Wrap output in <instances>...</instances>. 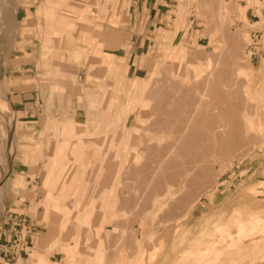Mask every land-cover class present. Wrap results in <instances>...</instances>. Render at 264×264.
Here are the masks:
<instances>
[{
	"label": "rangeland",
	"instance_id": "1",
	"mask_svg": "<svg viewBox=\"0 0 264 264\" xmlns=\"http://www.w3.org/2000/svg\"><path fill=\"white\" fill-rule=\"evenodd\" d=\"M74 4L75 0H0V192L4 193L6 188L4 177L9 171L14 149L16 146L22 147L17 133H24L17 122V113L8 98L7 82L2 79L4 74L1 72L30 65L56 66L83 62L87 61V53L79 54L76 50H92V130H120L123 124L128 133H147L144 149L132 150L135 154L130 155L127 169L129 195L132 197L138 193L135 199L137 205L139 208L144 205L147 211L141 217H126L124 220L129 224L137 222L141 227H152L155 232L151 241L147 240L136 247L119 245L113 249L104 248L106 257L102 264H138L142 250L147 253V258L143 260L145 264H264V126L256 119L257 104L248 90L249 75L239 70L246 64L251 65L249 53L254 44L252 41L244 50L238 49L236 39L241 37L239 31L244 29L249 32V29L245 24L241 26L236 6L229 4L228 9L218 10L217 18L208 16L198 6L199 24L183 27L184 34L188 33L189 38L179 43L152 46L145 64L155 66V73L147 74L144 81L130 79L127 89L124 86L121 89L116 80L113 84L105 81V78L120 75L104 71H110L106 67L119 66L124 61L109 53L123 55L134 45L133 36L137 31L135 9H129L126 0H92V10H76ZM21 7L32 9L29 17L33 13L39 24L30 26L27 19H22L24 10ZM184 7L182 12L189 14L190 5ZM89 17H92V21ZM207 28L209 31L215 30L217 39L212 41L211 36L210 39L202 36L198 43L195 35H204ZM222 28L226 36H233L235 42L230 41V48L224 51L219 71L215 73L217 76L212 75L213 79L208 80L215 65V52H220L224 47L220 41ZM90 35L92 41L89 40ZM27 39L33 40L28 44L32 48H29L32 56L25 59L16 49L25 51L24 40ZM181 46L188 51L187 54H173ZM198 48L204 54L212 55L208 62V73L201 72L204 69L191 57L190 52ZM25 61L28 63L25 64ZM188 67L192 72L186 73ZM12 76L13 83L16 79L17 85L25 81L24 74ZM181 87L190 89L193 104L178 109L171 103L178 99L179 96L175 97L174 94L180 93L178 89ZM210 87L217 94L219 92L217 101L221 103L207 106L208 118L202 128L211 119L216 120L217 124L234 129L235 138L228 141V133H225L223 154L213 152V147L203 153L200 144L194 146L193 161L189 164L192 169L187 172L194 175L204 171L212 178L201 193L194 192L186 211L170 216L167 215L170 207L182 195L186 170H180L176 176L177 196L175 199L164 197L167 202L161 204V210L160 206L153 205L157 192L149 182L154 176L157 178L171 172L166 167L164 169L166 162L163 159L170 143L177 142L172 133H179L178 129L187 124L188 118L194 115L197 101L213 100L208 95ZM121 96L128 101L122 115L114 112L112 122L104 121L105 107L101 105L104 99ZM261 99L264 102V90L261 91ZM227 101L237 104L234 111ZM112 108L115 111V107ZM220 109L225 111L222 114H233L231 117L228 114L223 116ZM108 110L110 112V106ZM155 117L168 118L167 132L150 130L149 125ZM205 131L209 136L208 144L215 147L211 131ZM153 133H157V136L152 137ZM217 146H220V142ZM142 152L144 162H140ZM163 189L159 194L164 192ZM3 216L4 207L1 206L0 227ZM191 246L194 251L192 257L188 258ZM63 251L68 255L70 264H82L79 257L92 255V248L89 247H73Z\"/></svg>",
	"mask_w": 264,
	"mask_h": 264
},
{
	"label": "crops",
	"instance_id": "2",
	"mask_svg": "<svg viewBox=\"0 0 264 264\" xmlns=\"http://www.w3.org/2000/svg\"><path fill=\"white\" fill-rule=\"evenodd\" d=\"M219 1L126 0L128 8L136 11L137 31L135 37L133 36L134 45L123 55L109 53L124 61L119 66L106 67L110 71L104 73L120 75L105 78L106 83L113 84L116 80L121 89L123 86L127 89L130 79L144 81L147 74L155 73V66L145 64L152 46L169 42L179 43L189 38L188 33L184 34L183 27L187 24L192 27L199 24L198 6L200 10L206 11L208 16L217 18L218 10L228 9L231 4L236 6L241 26H248L250 43L253 41L254 44L249 53L251 65L246 64L241 69L249 75L248 90L256 100V119L264 126V102L261 99V91L264 90V0ZM188 4L190 13L184 14L182 11ZM74 9L92 10V0H75ZM21 10H24L21 18L27 19L30 26L39 24L33 13L29 17L32 9L21 7ZM88 19L92 21V17ZM206 32L204 35H195L198 43L202 36L207 39L211 36L212 41L217 39L215 30L209 31L207 28ZM89 38L92 41V35ZM32 41L24 40L25 51L16 49L25 59L31 55V47L28 44ZM76 52H86L87 61L56 66L30 65L1 72L4 74L2 79L7 82L8 98L17 113V122L21 124V130L24 132L17 133L22 147L16 146L11 156L10 168L4 177L6 188L4 193L1 192V203L4 214L13 212L25 215L35 223V233L29 234L25 241L28 253H23L14 264H70V259L63 250L73 247L92 248L91 256L79 257L80 263L102 264L106 257L104 248L113 249L119 245L136 247L154 238L152 227H141L137 222L129 224L124 220L126 217H141L147 211L144 205L138 207V201L135 200L138 193L132 197L129 195L130 179L127 169L130 155L135 154L132 150L144 149L148 135L128 133L123 124L120 130H92V50ZM178 52L184 56L188 51L181 46L178 51L174 50L173 54L177 55ZM190 54L204 69L201 72L208 73V62L212 55L204 54L200 48ZM27 63L25 61V64ZM189 72L192 71L188 67L186 73ZM15 74H24L25 81L22 85H17L16 79L13 83L12 75ZM192 99L190 92L185 105L193 104ZM101 105L105 107L104 121L112 122L114 112L116 115H122L128 101L123 96L111 97L105 98ZM112 107H115V111ZM155 120L156 117L151 120L149 128L159 133L154 124ZM157 133H153L152 137L157 136ZM172 134L176 139L180 133ZM197 135L198 140L194 138V146L200 144L204 149L203 153L210 151V147H213L212 151L217 154L225 152L224 139L220 141L219 147H214L208 144V134ZM174 144L175 141L170 143V147L166 146L169 148V155H165L169 158H164L169 159L165 162L171 172L157 178L154 176L149 182L157 192L153 205L160 206L161 210V204L167 202L164 197L171 196L175 199L177 196L175 190L178 178L172 177V173L177 175L180 170H186L182 195L170 207L167 213L170 216L186 211L194 192L201 193L212 178V175L209 176L204 171H198L194 175L187 172L192 169L189 164L193 161L194 146L192 147L190 142L179 143L177 154H180V157L176 154L175 159L170 158L172 151L169 152ZM142 158L140 162H144V152ZM167 185H173L174 188H162ZM162 189L164 192L159 194ZM174 205L177 207L174 208ZM7 239L2 235L0 228V244ZM193 251L191 246L188 258L192 257ZM122 257L124 258V255ZM145 257L147 258V253L142 250L138 264H145Z\"/></svg>",
	"mask_w": 264,
	"mask_h": 264
},
{
	"label": "bare ground",
	"instance_id": "3",
	"mask_svg": "<svg viewBox=\"0 0 264 264\" xmlns=\"http://www.w3.org/2000/svg\"><path fill=\"white\" fill-rule=\"evenodd\" d=\"M3 1V0H2ZM8 5V4H7ZM6 7V6H5ZM220 33H221V36H220V41L224 44L223 46L224 47H222V50L220 51V52H217V54H216V58H215V60H214V63L213 64H215L214 65V67H212L213 69L210 71V75H209V78H208V80H210V79H213L212 78V75H216L215 73H218V69H219V66H220V64H221V62H222V59L224 58V51H227V49H229L230 48V46H231V44L229 43L230 41H232V42H235L234 41V39H233V36L232 37H230V35L229 36H226L227 35V33H226V31L222 28L221 30H220ZM239 33H240V35H241V37H238L237 39H236V43L238 44L237 46H238V49H239V51H242V49L244 50L245 49V47L247 46V45H249L250 44V37H249V33H248V31H246V30H244L243 29V31H239ZM233 44V43H232ZM240 55V54H239ZM240 70V72L241 73H244L243 71L244 70H242V69H239ZM214 73V74H213ZM217 76V75H216ZM211 88V87H210ZM209 88V92H208V95H210L212 98H213V100L212 101H202V100H200V101H197V103H196V105H197V107L195 106V109H194V115L193 116H191V117H189L188 119V122H187V124L186 125H184V126H182V127H180L179 129H178V131L177 132H179L180 134H178V137H177V142H175V144L172 146V153H171V150H170V152L169 153H171L172 155V157H170V158H174L175 159V157H177L176 156V154H177V152H178V150H179V148H180V145H179V143H181V142H190L191 143V146L193 147L194 146V144L196 143V140L194 139L195 137H196V139L198 140V138H197V133H206V131L205 130H207V129H209L210 131H211V133H212V137H213V139L215 140V142L214 143H216V146H217V143L218 142H220L221 140H226V134L225 133H228V141H231V140H234V138H235V136H234V133H235V130L234 129H232V128H229V129H227V128H225V126L226 125H224V124H217V122H216V120H210V122L208 123V124H206L203 128H202V126H203V124H204V122L206 121L207 122V120H206V118H208V117H206L207 116V113H208V105H214V106H216V105H220V101H217L218 100V95H219V92H218V94H217V92L214 90V89H210ZM178 90H180V93H177V94H174V96L175 97H178V99L176 100V98H175V101H173L171 104L172 105H175V106H178L177 108L179 109V107L181 108V107H184V108H186V105H185V100H186V98H187V96H188V93H190V89H188V88H186V87H181L180 89H178ZM175 91V90H174ZM177 92V91H176ZM221 95V94H220ZM173 96V95H172ZM220 97V96H219ZM173 98V97H172ZM221 98V97H220ZM230 107H231V110L232 111H234V109H235V107L237 106V104H235V102L234 101H227L226 102ZM170 104V105H171ZM223 104V103H222ZM168 105V104H167ZM210 105V106H211ZM207 107V108H206ZM215 108H217V107H215ZM222 109V108H221ZM221 109H220V112H221V115H226V114H228V112L225 114H222L223 112H225V111H221ZM170 110V109H169ZM177 110V109H176ZM176 110H175V112H176ZM182 110V109H181ZM174 111V110H173ZM230 111V110H229ZM173 113V112H172ZM171 113V114H172ZM232 114L233 113H231V114H228V116H232ZM227 116V117H228ZM230 116V117H231ZM235 116V115H234ZM233 116V117H234ZM170 118V117H169ZM221 118H222V116H221ZM171 119V118H170ZM223 119H224V117H223ZM223 119H222V121H223ZM168 118H165L164 119V117L163 118H156V120H155V127L159 130V132L160 133H165V132H167V130H168V127H169V123H168ZM184 120H187V119H184ZM234 120V119H233ZM229 121V120H228ZM231 121V120H230ZM223 122H225V120L223 121ZM222 123V122H221ZM236 123V122H235ZM226 124V123H225ZM250 124V123H249ZM231 125H233V124H231ZM153 126V125H152ZM219 126V127H218ZM230 127H232V126H230ZM207 128V129H206ZM218 128V129H217ZM187 135H190V137L188 138L187 137ZM197 135V136H196ZM202 136V135H201ZM200 138V137H199ZM200 141V140H199ZM198 142V141H197ZM234 142V141H233ZM207 143V142H206ZM224 143V142H223ZM218 147V146H217ZM189 151H192V150H189ZM187 153V152H186ZM193 153V152H192ZM168 154V153H167ZM169 155V154H168ZM177 155H179V157H180V154H177ZM164 157H166V155L164 156ZM168 157V156H167ZM169 158V157H168ZM167 158V159H168ZM167 159H165V160H167ZM164 160V159H163ZM163 160H161V161H163ZM165 160H164V162H165ZM169 160V159H168ZM171 161V160H170ZM172 161H174L173 159H172ZM174 163V162H173ZM173 163H171V164H173ZM176 165V163L174 164V166ZM163 166V165H162ZM171 166V165H170ZM173 166V167H174ZM167 168V166H164V169H166ZM169 167V166H168ZM177 167H179V166H177ZM171 168H172V166H171ZM176 174V173H175ZM175 174H173L172 173V177H175V176H177V175H175ZM174 175V176H173ZM1 191V190H0ZM199 192V191H198ZM187 199V198H186ZM2 205H1V192H0V207H1ZM175 206L176 205H174L173 207L175 208ZM177 207V206H176ZM178 209H179V207H178ZM177 210V209H176ZM182 210V209H181ZM174 212V211H173ZM130 229V228H129ZM128 231V230H127ZM117 249V248H116ZM193 264H195V262L193 263Z\"/></svg>",
	"mask_w": 264,
	"mask_h": 264
},
{
	"label": "built area",
	"instance_id": "4",
	"mask_svg": "<svg viewBox=\"0 0 264 264\" xmlns=\"http://www.w3.org/2000/svg\"><path fill=\"white\" fill-rule=\"evenodd\" d=\"M2 235L8 238L0 244V264H14L28 253L26 238L35 233V223L27 216L6 212L3 216Z\"/></svg>",
	"mask_w": 264,
	"mask_h": 264
}]
</instances>
